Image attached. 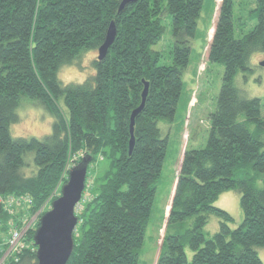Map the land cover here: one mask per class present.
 <instances>
[{
	"label": "trees",
	"instance_id": "trees-1",
	"mask_svg": "<svg viewBox=\"0 0 264 264\" xmlns=\"http://www.w3.org/2000/svg\"><path fill=\"white\" fill-rule=\"evenodd\" d=\"M120 2L0 0V197L30 200L14 205V214L0 200V242L11 227L24 226L22 218L58 197L54 192L66 182L62 173L69 161L90 158L87 171L91 166L95 172L103 160L93 192L75 213L74 246L65 264H137L167 148L158 122L174 117L204 0H136L119 11ZM254 3L249 16L256 22L237 37L233 0L220 2L207 56L223 66L221 87L205 146L183 151L155 264H263L257 248L264 246V115L259 97L242 99L234 86L236 75L250 70L249 55L264 54V0ZM164 17L174 38L170 64H161L162 53L151 48L164 33ZM111 21L115 37L96 64L94 80L59 87L57 65L82 48L97 50ZM145 82L129 152L130 116ZM22 96L40 101L56 117L54 134L43 142L9 137L8 122L16 119L13 108ZM29 154L37 171L26 178L19 169ZM88 178L89 173L85 184ZM231 189L240 193L243 214L234 228L228 224L231 214L214 205ZM209 214L220 221L206 239ZM188 218L191 225L179 231ZM38 225L39 219L23 235L24 247L3 264H37ZM185 246L193 251L190 259Z\"/></svg>",
	"mask_w": 264,
	"mask_h": 264
},
{
	"label": "rangeland",
	"instance_id": "rangeland-1",
	"mask_svg": "<svg viewBox=\"0 0 264 264\" xmlns=\"http://www.w3.org/2000/svg\"><path fill=\"white\" fill-rule=\"evenodd\" d=\"M220 2L221 0H214V2L213 0H204L200 15L197 19L195 34L189 39L190 54L187 65L182 71L183 86L174 117L168 122L163 120H159L158 122V126L162 130V135L167 137V148L160 175L155 183L156 192L150 216L145 227L143 242L139 248L137 264H155L156 262L158 248L163 236L166 217L170 208L184 149L186 147L189 149L203 147L207 141L210 117L216 107L223 75V66L220 63L209 61L207 56ZM254 7V0H233L235 36L240 37L253 27L256 20L250 19L249 14ZM162 23L165 27L164 33L151 48L162 53L161 64H170L172 61L171 49L174 44L170 19L164 17L162 18ZM94 51L97 53V50ZM262 60H264V57L258 58L257 65L250 67L249 71L239 72L235 77V81L239 77V79L247 83L249 75L259 70L260 74L255 77L254 82L257 84L264 83V66L259 64ZM257 97L261 101L260 113L264 115V96ZM21 102L24 104L38 102L43 105L34 98L24 96L20 98L19 103ZM58 104L60 109L66 112L62 97L58 98ZM29 155L32 157V154ZM29 155L25 156V160ZM71 159L74 160L75 158L73 157ZM72 165H75V163L69 161L63 170L62 177H65L66 181ZM105 165V161H99L95 165V172H89L91 168L89 166L87 171L89 178L82 192V197L75 207V213L82 207V202L89 199L95 186L93 183L95 175L100 173L105 168ZM238 175L240 176L241 173H238ZM62 184L64 182L58 185L54 195L59 196ZM239 199L240 193L231 189L221 192L214 202L215 206L228 211L233 217V220L228 223L231 228L237 227L243 218L242 210L239 206ZM50 205L51 203H46L38 212L32 215H25L26 218L22 219H24L26 228L32 227L40 218L38 216L39 212L42 210L45 212L50 208ZM219 221L220 218L216 215H208L207 223L203 229L206 239L219 229ZM191 222L192 220L190 218L186 219L180 225L179 231L188 228ZM261 250H264V246L257 248V252L264 264V256L261 255ZM185 253L190 259L193 251L188 246H185Z\"/></svg>",
	"mask_w": 264,
	"mask_h": 264
},
{
	"label": "water",
	"instance_id": "water-1",
	"mask_svg": "<svg viewBox=\"0 0 264 264\" xmlns=\"http://www.w3.org/2000/svg\"><path fill=\"white\" fill-rule=\"evenodd\" d=\"M134 2L136 0H121L119 11L125 5ZM115 33V24L111 21L107 27L104 41L97 49L98 60L107 53ZM259 64L264 66V60L260 61ZM147 87L148 83L145 82L141 103L132 111L130 116L129 152L134 141V117L144 105ZM89 161L90 158H82L79 163L71 166L67 181L61 186L59 196L51 202L50 208L40 216L39 225L33 236L36 245L37 264H65L70 257L74 246L73 233L78 222L75 207L79 203L85 188Z\"/></svg>",
	"mask_w": 264,
	"mask_h": 264
},
{
	"label": "clouds",
	"instance_id": "clouds-1",
	"mask_svg": "<svg viewBox=\"0 0 264 264\" xmlns=\"http://www.w3.org/2000/svg\"><path fill=\"white\" fill-rule=\"evenodd\" d=\"M262 57H264L262 53H251L248 58L249 66L255 67L258 58ZM97 63H99L98 55L94 50L88 48L80 49L70 60L65 59L57 65L55 77L59 87L64 89L73 85L83 87L86 83L93 81L98 72ZM259 74V70L252 72L247 83L237 77L234 86L242 99L251 100L257 96H264V83L257 84L254 82L255 77ZM13 113L16 119L10 120L7 126L11 140H29L35 137L43 142L46 137L54 134L56 117L38 102L29 104L21 102L13 108ZM25 163L30 165V167L22 165L19 170L27 178L29 175H34L37 169L33 163V157L26 158ZM261 255L264 256V250H261Z\"/></svg>",
	"mask_w": 264,
	"mask_h": 264
},
{
	"label": "built area",
	"instance_id": "built-area-1",
	"mask_svg": "<svg viewBox=\"0 0 264 264\" xmlns=\"http://www.w3.org/2000/svg\"><path fill=\"white\" fill-rule=\"evenodd\" d=\"M0 200L4 206V209L11 214L12 213L14 214L13 211L15 206L25 205L30 201L26 197H18V196L0 197ZM22 221L24 222V219ZM28 228H26L25 224L20 229H18L15 226L11 227L9 229V234L1 238L2 241L0 242V248L2 246H5L6 248L5 251L3 252V255L0 258V264H3V261L6 258V256L14 255L15 253H18L21 250V248L24 247L25 243L23 240V235L25 234Z\"/></svg>",
	"mask_w": 264,
	"mask_h": 264
}]
</instances>
